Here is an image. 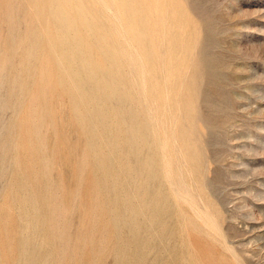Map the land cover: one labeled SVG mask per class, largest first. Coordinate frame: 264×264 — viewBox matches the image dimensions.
Instances as JSON below:
<instances>
[{"label": "rangeland", "instance_id": "obj_1", "mask_svg": "<svg viewBox=\"0 0 264 264\" xmlns=\"http://www.w3.org/2000/svg\"><path fill=\"white\" fill-rule=\"evenodd\" d=\"M130 1L146 8L143 17H135L147 30L143 45L115 0H73L74 6L84 4L80 11L92 20L81 30L98 40L79 50L72 38L62 47L90 63L69 68L72 74L61 88L75 90L80 84L81 97L93 109H112L127 128L138 127L131 137L105 135L115 138L121 151L135 146L138 162L104 154L114 166L131 170L130 187L120 186L117 197L125 207L124 198L134 203L143 230L122 231L127 227L121 224L118 237L108 241L110 218L97 209L104 194L89 165V153L99 148L89 140L95 127L100 131L97 121L81 133L78 127L88 115L83 112L76 124L71 105L80 100L61 89L45 94L41 105L31 93L39 84L28 78L36 63L30 62L27 74L21 51L8 52L0 42V264H88V258L90 264H113L119 257L144 264H264V0ZM64 16L54 12L50 18ZM24 20L21 29L29 23ZM104 61L112 73L119 63L114 73L122 74V82L112 74L101 83L88 77ZM20 76L26 90L20 94L22 113L34 104L41 117L34 125L44 142L43 164L22 143L27 131L16 107ZM49 78L60 87L53 71ZM105 85L115 92L110 100L101 98ZM117 100L125 102L114 104ZM40 165L48 171L44 183L35 178ZM39 187L47 190L45 205L37 197ZM117 209L124 220L131 218Z\"/></svg>", "mask_w": 264, "mask_h": 264}, {"label": "bare ground", "instance_id": "obj_2", "mask_svg": "<svg viewBox=\"0 0 264 264\" xmlns=\"http://www.w3.org/2000/svg\"><path fill=\"white\" fill-rule=\"evenodd\" d=\"M115 1L117 2V5L120 7V10L123 12V14L128 19L129 18L132 19V21L130 20V23L128 24L129 28H131L134 31L133 35H134L136 41L139 44L143 45L144 36L147 35V30L145 27L141 26L139 23H137L135 21V17L137 20L139 17H143L142 12L144 11V9L146 11V8L143 7L142 3H139L137 1H130V0H115ZM138 1H140V0H138ZM173 2H175V1L173 0ZM83 6H84V4H81L80 6H74L73 0H0V42L2 44L1 48H4L6 51L8 50V52H9V50L10 51H12V50H14V51L20 50L21 51V54H22L21 61H20L21 68L22 69L25 68L27 74H28V72L29 73L31 71L33 72V74L32 75L30 74L28 76V78H30V79L35 78L39 84V88L37 90H32L31 93H32V95L34 94L35 97L40 98L39 100H40L41 105L44 101L45 94L51 93V91H54L55 89L56 90L61 89V91L65 94L64 96H67V98L69 97L71 100H74V98L77 97L80 100V103H73L71 105L72 116H74V120H76V124L79 123V115L83 114V112H84V114L88 115L87 116L88 119L84 120V122H83L84 127H78L79 131L81 133L84 132L85 126H87L89 123H94L93 122L94 120L97 121V125H98L100 131H98L97 127H95V129L90 132L89 140L91 143L97 144L99 146V148L94 150L93 153L92 152L89 153L90 154L89 155V158H90L89 165L92 166L93 172L95 173L94 179L96 180L98 186L100 187L102 194H104V199L102 200L101 206L98 207L97 209L101 210V212L105 215V217L109 216V218H110L109 225L111 226L112 230L110 232V235H108L107 239H108V241L109 240L112 241L118 237L119 228H120L121 224H124V227H127V228H121L122 231L125 229H128V230L138 229V231L143 230V228H141V226L143 227V224H141L139 222V220L137 221L138 217L136 215H137V213H139V210L135 211V208H134L135 205L132 201L130 202L129 198H124V204L126 205V207L124 205H121V203L118 201V197H120L119 193H118L120 186L125 185V187L128 188V187H130V184L133 181V180L130 181V178L133 176L131 170H129L128 168L122 169V167L114 166L111 163L112 161L107 160L106 155L104 153H105V151H110L112 153H120L122 155L121 157L125 158L126 161L129 163L138 162L139 158L135 154V146L130 145L131 147L126 148L125 150L121 151L119 148V144L116 141V139L115 138L107 139L105 137V135L109 132H112V133H117V134L122 133L125 136H130L131 134L128 135V133H131L130 132L131 130H134L136 133V131L138 130V127L135 125L133 127L127 128V125H126L127 123L125 124L126 119H124V117L122 115H120L119 113H117L116 111H114L112 109L104 110V109H101L98 107L93 109L91 107L92 102H90L86 99L84 100L81 97L83 87L80 84L75 90L72 89V90L68 91V90H63V88H61L64 85V82H65L67 76L72 74V73H69V71H68L69 68H76V69L80 70V66L82 67L83 64L90 63L88 61L90 59L86 60L83 58V60H84L83 61L79 58L78 54L70 55V54L65 53L63 50L64 46L71 44L72 43L71 41L73 38V39H76L78 41V43L76 41V43L74 45L77 46L76 48L77 49L79 48V50H80L82 43H84L86 41L91 42V40H95L98 38V37L93 38L90 35H86L81 30V26L85 25L86 23L92 22V20L88 19L86 15H82L83 12L81 13L80 9ZM104 8H106V7H104ZM26 11H29L30 13H26ZM21 12H23V15L21 14ZM54 12L63 13V14H65V16L60 21H54L50 18L51 15L54 14ZM18 16H21V17H18ZM133 17H134V20H133ZM57 18H59V17H57ZM23 19L29 20V23L26 24V28L21 29L20 25H21V20H23ZM38 24H42V26H38ZM154 33H156V32H154ZM165 34H163V35H165ZM173 36H171V37H173ZM176 38H177V36H176ZM179 41L181 42L182 40H179ZM60 42L62 43V46L59 45ZM152 44H153V41H152ZM97 45H102V43H97ZM100 49H102V48H100ZM54 51L59 53L58 57H55L53 55ZM103 59L105 60V57H103ZM33 61L36 63V67L34 69H31V71H29V69H30L29 66L31 65L30 62H33ZM105 61L103 62V64H97L95 67H93V71L90 72V75L88 77L90 78L91 76H93V77L95 76V78L97 80H99V82L101 83V78H103L106 75L112 74V76L114 77L115 80L120 79L122 82V79H121L122 74L120 72L114 73V70H116L119 67L118 66L119 63L116 62L117 65L114 68L111 67V70L113 69V73H112L110 71V66H108ZM178 64H179V62H178ZM197 69H199V68H197ZM49 71H51V72L53 71L54 81L60 85L59 88H58V86L52 84V81L49 78ZM148 73H149V71H148ZM78 75H79V71L75 73L76 79H78ZM144 75H145V73H144ZM145 77H146V75H145ZM28 78L26 77V79H28ZM137 78H138V76H137ZM147 78H148V76H147ZM24 79L25 78H22L20 76V79L18 81H16V84L18 87V93H19L17 96V98H19V99H17V103H16L17 110L20 113V124L19 125H20V127L22 126V128H25V130L27 131V134L23 138L22 143L24 142V144H25L24 147H25V150L27 151V154L29 153L28 155L32 154V155L36 156V160H39V161H37V164H38V162L40 164H43V162L45 161L44 160L45 158H43L40 153H42V150L44 148V142L41 138V136H42L41 132L38 130L36 124L34 125L35 120L37 121V119L39 120V119H41V117H39L38 114L34 113V110L32 107L34 104L26 107L22 113V107H23V104L25 103V101L22 99V97H20V94L22 92H23V94L26 93V92H24L26 90H24V88L22 86ZM166 81H168V80H166ZM167 84H168V82H167ZM160 87H162V86H160ZM183 87H184V85H183ZM104 88L106 89V92H103L101 94V98L104 100L105 99L110 100V97H113V95H115V92L113 90H109L111 88L107 87L106 85L104 86ZM113 88L116 90L118 89V80H117L116 86H113ZM181 90H184V89H181ZM187 90H188L189 94L194 91V83L193 82L189 81L187 83ZM29 97H32V96H29ZM190 100H191V98H190ZM124 102L125 101L122 102V101L117 100V102H114V104H122ZM177 102H179V101H177ZM55 105H56V103H55ZM116 107H118V105H112L111 106V108H113V109ZM63 113H64V111H63ZM126 113H128V112H126ZM192 116H193V114H192ZM113 118L118 120L116 125L112 123ZM190 125H192V124H190ZM66 126H67V124H66ZM103 128H104V130H103ZM101 129H102V132H101ZM82 137H83V135H82ZM185 142H186V140H185ZM164 146H165V144H164ZM69 157H71V156H69ZM24 163H26V162H24ZM142 167H144V166H141V169H142ZM40 168H41V171L37 172V176H35L36 182H38V180H39L40 183L41 182L44 183V181L49 180V177L47 176L48 171L46 170V167L44 165L43 166L40 165ZM155 168H156V166H155ZM138 171H139V169H138ZM136 175H139V174H136ZM135 184H136V182H135ZM44 188H45V186H44ZM44 188L39 187L38 189H36L37 197H40L38 199L41 200V204H43V205L48 203V196H47L48 193H47V190H45ZM136 190H137V188H136ZM145 194L146 195L149 194V191L147 190V188H145ZM151 194H152V192H151ZM117 208H123L126 210V213H131L130 214L131 218L129 220L126 218L127 220L125 219L126 220L125 221L123 219L122 215H119V213H117L118 212ZM135 227H138V228H135ZM153 229H154V227H153ZM149 231H151V229ZM152 231L154 232V230H152ZM130 239L132 240L131 242H133V239L132 238H130ZM147 240H149V238ZM116 242H117V240H116ZM135 242L137 244L140 243V242H138V240H135ZM148 245L150 246L151 244L149 243ZM153 249H154V247H153ZM129 251L131 252V250H129ZM119 252L123 253V250L121 249ZM159 253H161V251ZM145 256L147 257L146 254H145ZM136 257H138V256H136ZM127 259H130V258H126V257L120 258L119 257L118 260L115 259L116 261H114V262L112 261V263L113 264H144V263H146V262H142V261H141V263H138V262H135L136 260L132 261V260H127ZM162 259H163V257H162ZM86 260H87L88 264H90L89 258ZM157 263H158V261H157Z\"/></svg>", "mask_w": 264, "mask_h": 264}]
</instances>
